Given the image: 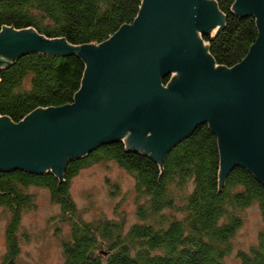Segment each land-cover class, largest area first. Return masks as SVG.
<instances>
[{
  "label": "trees",
  "instance_id": "1",
  "mask_svg": "<svg viewBox=\"0 0 264 264\" xmlns=\"http://www.w3.org/2000/svg\"><path fill=\"white\" fill-rule=\"evenodd\" d=\"M225 16L219 33L203 36L219 66L232 68L258 37L254 17L233 11L236 0H214ZM143 0H0V32L33 29L47 39L73 46L99 45L137 18ZM86 65L77 55L31 52L0 68V115L19 123L37 109L73 103ZM172 76L165 79V85ZM115 162L135 179L143 203L138 221L83 222L70 193L71 180L86 167ZM218 138L207 124L174 146L163 164L125 141L98 147L55 172L0 173V207L10 211L7 259L18 254L21 216L35 205L31 187L48 190L61 206V220L71 226L64 244V264H228L233 240L246 210L257 206L264 223V184L247 169L234 168L220 182ZM235 264H264V229L248 251L238 250Z\"/></svg>",
  "mask_w": 264,
  "mask_h": 264
},
{
  "label": "water",
  "instance_id": "2",
  "mask_svg": "<svg viewBox=\"0 0 264 264\" xmlns=\"http://www.w3.org/2000/svg\"><path fill=\"white\" fill-rule=\"evenodd\" d=\"M233 11L256 19L258 37L232 68L217 65L203 40L225 25L214 0H143L134 22L99 45L4 28L0 68L43 52L77 55L86 70L73 103L19 123L0 115V173L50 170L62 178L68 161L118 141L163 164L207 124L218 138L221 185L236 167L264 184V0H236Z\"/></svg>",
  "mask_w": 264,
  "mask_h": 264
},
{
  "label": "rangeland",
  "instance_id": "3",
  "mask_svg": "<svg viewBox=\"0 0 264 264\" xmlns=\"http://www.w3.org/2000/svg\"><path fill=\"white\" fill-rule=\"evenodd\" d=\"M27 193L33 197L35 205L22 213L19 252L10 262L7 228L11 213L0 207V264H64V244L71 238V226L61 220V206L52 202L44 188L31 187ZM70 193L83 222L111 220L124 222L127 228L139 222L137 208L143 200L136 193L135 179L115 162L81 169L71 180ZM262 229L264 223L257 206L247 209L227 263L235 264L238 250L248 251L255 245Z\"/></svg>",
  "mask_w": 264,
  "mask_h": 264
}]
</instances>
